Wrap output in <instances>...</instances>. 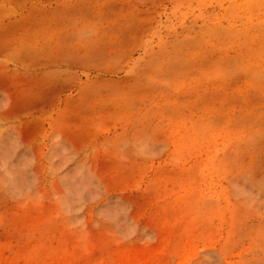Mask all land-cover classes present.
I'll use <instances>...</instances> for the list:
<instances>
[{"label":"rangeland","instance_id":"rangeland-1","mask_svg":"<svg viewBox=\"0 0 264 264\" xmlns=\"http://www.w3.org/2000/svg\"><path fill=\"white\" fill-rule=\"evenodd\" d=\"M0 264H264V0H0Z\"/></svg>","mask_w":264,"mask_h":264}]
</instances>
